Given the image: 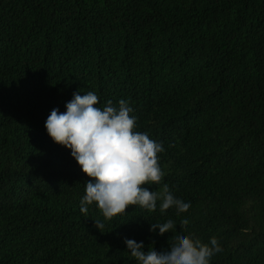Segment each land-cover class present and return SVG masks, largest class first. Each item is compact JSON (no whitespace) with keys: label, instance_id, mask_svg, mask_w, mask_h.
<instances>
[{"label":"trees","instance_id":"obj_1","mask_svg":"<svg viewBox=\"0 0 264 264\" xmlns=\"http://www.w3.org/2000/svg\"><path fill=\"white\" fill-rule=\"evenodd\" d=\"M87 91L129 102L165 149L141 186L187 210L80 212L91 178L44 122ZM167 219L217 238L210 264H264V0H0V264H136L124 238L164 251Z\"/></svg>","mask_w":264,"mask_h":264},{"label":"clouds","instance_id":"obj_2","mask_svg":"<svg viewBox=\"0 0 264 264\" xmlns=\"http://www.w3.org/2000/svg\"><path fill=\"white\" fill-rule=\"evenodd\" d=\"M99 97L93 91L83 95L74 92L65 103V111L53 108L44 127L54 143L70 149L81 171L90 177L85 184V194L80 199V212L87 213L95 204L105 219L125 213L129 205L139 206L149 212L159 209L161 215L170 207L177 214L188 209L191 201L180 199L168 190L157 193L141 185L159 184L164 173L158 163V154L165 149L161 142L149 137L147 132L136 131L137 117L125 99L118 106L108 100L103 108L94 107ZM159 200V205L157 201ZM187 216L182 222L187 223ZM176 222L150 223L149 231L164 235L171 231L169 247L157 252L144 250L143 241L125 237L124 244L136 264H210L211 258L223 251L215 236L207 243L190 234L176 230ZM100 229L103 222L95 220ZM158 230V232H157Z\"/></svg>","mask_w":264,"mask_h":264}]
</instances>
